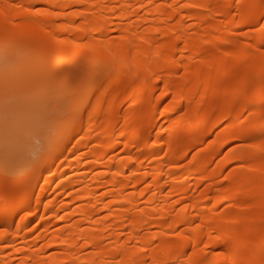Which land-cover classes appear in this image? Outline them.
I'll list each match as a JSON object with an SVG mask.
<instances>
[{
  "label": "bare ground",
  "instance_id": "6f19581e",
  "mask_svg": "<svg viewBox=\"0 0 264 264\" xmlns=\"http://www.w3.org/2000/svg\"><path fill=\"white\" fill-rule=\"evenodd\" d=\"M0 103V264H264V0H0Z\"/></svg>",
  "mask_w": 264,
  "mask_h": 264
},
{
  "label": "rangeland",
  "instance_id": "374dc122",
  "mask_svg": "<svg viewBox=\"0 0 264 264\" xmlns=\"http://www.w3.org/2000/svg\"><path fill=\"white\" fill-rule=\"evenodd\" d=\"M36 89H37V84L36 83L32 82V84H30L28 86L25 83V81H23V84L22 83H14V84H8L7 83L6 85L5 84L3 85L4 93H6V95L9 96L8 100H6V103L7 102L9 103V101L14 103L15 100H17L16 97H21L22 98V97H24V95L31 94L33 92L35 94L36 93ZM4 104L5 103H0V116H1V113L4 111V110L1 111V109L4 108ZM2 115L4 117V114H2ZM38 144H39V142L37 140L33 139V145L27 147V149H30L31 158H35L36 157V155H34V152L36 151ZM20 165H22V163H17L15 166L18 167Z\"/></svg>",
  "mask_w": 264,
  "mask_h": 264
}]
</instances>
